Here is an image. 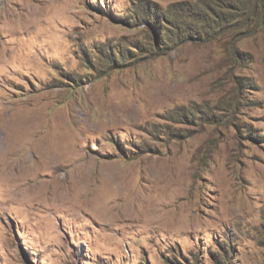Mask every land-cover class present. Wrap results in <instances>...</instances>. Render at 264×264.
Instances as JSON below:
<instances>
[{"label":"rangeland","instance_id":"374dc122","mask_svg":"<svg viewBox=\"0 0 264 264\" xmlns=\"http://www.w3.org/2000/svg\"><path fill=\"white\" fill-rule=\"evenodd\" d=\"M0 264H264V0H0Z\"/></svg>","mask_w":264,"mask_h":264}]
</instances>
